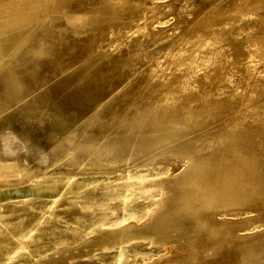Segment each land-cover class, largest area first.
<instances>
[{
    "label": "bare ground",
    "instance_id": "obj_1",
    "mask_svg": "<svg viewBox=\"0 0 264 264\" xmlns=\"http://www.w3.org/2000/svg\"><path fill=\"white\" fill-rule=\"evenodd\" d=\"M219 1L205 20L182 3L168 31L148 0H0V55L18 50L15 64L46 58V74L67 70L52 93L64 106L83 113L119 90L154 120L145 150L214 124L206 157L182 150L191 161L169 193L173 215L159 217L173 241L159 264H264V228L249 231L264 218V0ZM182 204L209 211L178 216ZM233 208L251 218L229 217Z\"/></svg>",
    "mask_w": 264,
    "mask_h": 264
},
{
    "label": "rangeland",
    "instance_id": "obj_2",
    "mask_svg": "<svg viewBox=\"0 0 264 264\" xmlns=\"http://www.w3.org/2000/svg\"><path fill=\"white\" fill-rule=\"evenodd\" d=\"M148 1L162 7L159 26L168 31L182 3L204 20L210 4L220 6L219 0ZM19 53L0 55V264H159L173 242L172 228L159 217L173 215L169 193L182 188L175 177L191 161L182 150L206 157L214 124L189 126L157 148L141 149L139 141L155 133L154 120L140 117L119 90L79 113L52 95L67 70L46 74L53 66L46 58L15 64ZM240 209L225 212L249 220L252 214ZM207 211L182 204L177 215ZM259 217L249 231L264 228Z\"/></svg>",
    "mask_w": 264,
    "mask_h": 264
}]
</instances>
